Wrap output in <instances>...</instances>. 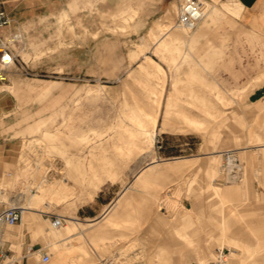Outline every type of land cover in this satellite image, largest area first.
Here are the masks:
<instances>
[{
	"label": "rangeland",
	"instance_id": "obj_1",
	"mask_svg": "<svg viewBox=\"0 0 264 264\" xmlns=\"http://www.w3.org/2000/svg\"><path fill=\"white\" fill-rule=\"evenodd\" d=\"M183 1L17 0L1 6L13 33L22 35L12 44L18 64L0 83L17 103L15 136L22 147L16 172L34 182L22 188L16 173L7 176L0 195L19 202L24 194L21 207L39 211L29 220L37 223L33 230L22 222L7 231L16 256L34 247L25 264H43L44 253L48 264H162L160 256L175 264L182 249L176 229L184 217L194 222L190 230L206 238L221 216L239 215L243 219H233V227L245 232L246 246H254L244 219L259 204L254 182L261 150L251 140L264 123V36L223 15L203 34L197 29L205 17L187 31L177 22ZM225 1L197 0L203 14ZM230 8L234 0H227L228 16ZM168 14L173 34L181 36L177 41L159 23ZM38 127L65 134L45 143L43 131L33 132ZM228 155L241 163L236 172ZM175 159H190L192 166L128 191L124 207L117 208L123 215L103 225L100 237L48 239L61 229L52 227L50 216L64 225L67 217L76 218L78 210L71 216L63 204L74 194L79 204L86 195L124 190L151 163L168 166ZM94 161L107 169L90 175ZM71 176L77 185L67 180ZM40 186H70L71 197L41 204ZM159 219L163 223L156 226ZM71 243L84 244L90 257L67 247ZM219 249H211L206 264ZM257 252L244 249L230 257L231 264H256ZM190 257L193 262L194 253Z\"/></svg>",
	"mask_w": 264,
	"mask_h": 264
},
{
	"label": "crops",
	"instance_id": "obj_2",
	"mask_svg": "<svg viewBox=\"0 0 264 264\" xmlns=\"http://www.w3.org/2000/svg\"><path fill=\"white\" fill-rule=\"evenodd\" d=\"M13 1L17 0H0V10H2V5L10 4ZM234 4L235 9L231 11L230 8V11L234 12L231 16H228L225 11L227 0L223 2L222 8L216 6L209 8L207 13L203 14V18H206L205 21L197 29L199 30V35L203 34L206 29L210 25H212L217 18H219L220 15H223L229 18L231 21L238 20L239 24H241L243 28L255 34L264 36V0H234ZM174 10L176 9L174 8ZM171 17L172 15L168 14L162 20H159V23L166 24L167 29L165 35L171 33V41H177L181 36L173 34L175 25H173L174 22ZM154 27L155 25L153 26V28ZM9 33H13L12 27L0 31V35L2 36L8 35ZM158 34L161 35L160 32ZM53 86L54 85L52 84L45 86L44 89H42L41 94H47ZM16 107V99L13 98V96H11L7 91H5L0 84V181L5 179L7 176H11L16 173V183H21L22 179H24L26 176H24L23 173L16 172V169L20 163V149L22 147L21 141H19V138L15 136L18 132L17 127H15L14 120ZM42 131V128L38 127L37 130L33 132ZM59 134L63 135L65 133H62L61 131L53 132L45 130L43 131L42 141L46 143L47 141H49L51 136H56ZM75 137L80 138L81 134L75 135ZM251 143H255L260 147L261 155H259V160L262 161L261 173L258 179L254 182L255 192L257 198L259 199V204L256 205L245 216L246 219H244L245 223L247 224L246 229L253 236V238L250 239L252 240L251 243L254 246H246L244 240L245 232L242 229H235L233 227V219L238 218L239 221H242L243 218H241L239 215L235 216L233 214H224V216H221V220H219L217 223V228L214 231L207 232L206 238L199 230H190L194 222L191 218L184 217L183 219H181V222L176 229L178 243L180 244V247L182 249L181 256L175 261V264H193L194 261H196V263L198 264H206L208 254L211 252V249L213 247H218L220 249L228 248L229 250H231L230 257H238L240 255V252L244 249L247 250V252H252L255 247L256 251H258L256 264H264V123L262 124L260 130L253 133ZM252 159L253 157H251V160ZM254 159L256 158L254 157ZM170 165L173 166V168L171 170H165L167 164H160L158 162L151 163L146 169L141 171L136 176V179L134 181L135 183L129 185L124 190H119L118 192L109 191V194L98 192L99 194L96 193L94 196L86 195L85 200H83L79 204H76L74 201V199H76L79 194H74V197L64 201L63 204L68 207V211L71 216L75 213V211L78 210L76 218L67 217L68 219L66 220V225H63L57 234L53 236L49 234L48 239H56L59 243H63L72 242L79 237H100L103 234V225L115 224L119 221V217L123 215L121 212H118L117 208L120 207L121 209L122 207H124V201L126 199V193L128 191L136 190V188L145 185L151 178L152 179L150 181L154 182L159 178L181 173L182 171L187 170L192 166V164L190 163V159H175V161L171 162ZM106 166L108 165L102 164V166L99 168L97 166V162L94 161L91 165L92 173L90 175L95 174V172H97L99 169H107ZM31 179V181H27V179L23 180L22 188L27 183L32 184L34 182V179L32 177ZM77 179L78 178H74L73 176L67 178V180H74L75 185H77ZM103 179H105L106 181L110 180L108 177H105ZM40 187L41 189L38 190L41 191L42 195L39 196V201L41 202V204H50L55 202L60 203L62 198L65 199L67 197H71L70 186H67L64 191H61L58 187L54 186L49 188H43V186ZM215 191L219 196L223 194V191L219 187H215ZM110 193L111 196H107L110 195ZM51 196L58 197V200L51 199ZM24 197L25 196L23 194L21 196V199L19 200L23 201ZM0 199L4 200L1 195ZM20 201L9 202L21 204ZM30 211L31 212L29 218L26 220V222H23L27 224L28 229L33 230L34 228H36L37 223L29 220L33 213L39 211H35L32 205ZM162 223L163 219H159L156 223V226H159ZM67 226H69L70 228H74L73 232H69L68 228H66ZM205 230H207L206 227ZM38 232L41 233L39 228ZM9 235V233H6V240L7 236ZM10 242H12L11 235ZM71 245L72 243L69 246L67 245V247H70L71 249L82 253L87 258L90 257V253L84 244L79 243L76 245ZM66 251H68V249L65 248V251L61 254V256H63ZM191 253H194L195 255V260L193 262L191 261L190 257ZM159 259H163L164 263L162 264H172L170 258H166L165 256H160Z\"/></svg>",
	"mask_w": 264,
	"mask_h": 264
},
{
	"label": "built area",
	"instance_id": "obj_3",
	"mask_svg": "<svg viewBox=\"0 0 264 264\" xmlns=\"http://www.w3.org/2000/svg\"><path fill=\"white\" fill-rule=\"evenodd\" d=\"M203 19V12L198 5L197 0H184L180 6L178 15V24L189 30H194ZM13 21L11 16L4 10H0V31L11 28ZM22 40V35L11 33L0 35V83L8 82V72L18 64V56L13 52L12 44H17ZM160 144V141L157 142ZM158 149H162L159 146ZM228 160H233L228 155ZM24 209L18 205L9 203V201L0 200V264H25L29 261V256L34 253V247L27 248L26 254L16 256L13 250V243L5 239L6 233L10 228L19 226L22 223ZM52 227L59 229L64 225V220L57 216L49 217ZM42 263L48 264L51 257L44 253ZM211 264H231L230 250L219 249L215 252L214 261Z\"/></svg>",
	"mask_w": 264,
	"mask_h": 264
},
{
	"label": "bare ground",
	"instance_id": "obj_4",
	"mask_svg": "<svg viewBox=\"0 0 264 264\" xmlns=\"http://www.w3.org/2000/svg\"><path fill=\"white\" fill-rule=\"evenodd\" d=\"M197 27H198V26H197ZM182 28H184V29L187 30V31H192V30L187 29L186 27H182ZM170 164H171V162L168 163V166L165 167V170H169L170 168H173V166H171ZM229 165L231 166L232 169H234V170H233L234 172H236L238 169L241 168V163L238 162V161L235 162L234 160H230ZM174 167H175V166H174ZM233 178H234V177H233ZM0 200H2V199H0ZM3 201H4V200H3ZM9 203L14 204V205H18V206L21 207V205L18 204V203H14V202H9ZM21 208H22V207H21ZM30 212H31V211H30V208L25 207L24 212H23V219H22V222H23V221L26 222V220L29 218ZM5 238H6V236H5ZM9 238H10V236H7V241H10Z\"/></svg>",
	"mask_w": 264,
	"mask_h": 264
}]
</instances>
